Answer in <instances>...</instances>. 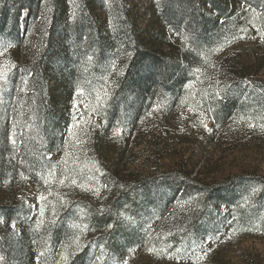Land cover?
I'll return each mask as SVG.
<instances>
[{
	"label": "rangeland",
	"instance_id": "374dc122",
	"mask_svg": "<svg viewBox=\"0 0 264 264\" xmlns=\"http://www.w3.org/2000/svg\"><path fill=\"white\" fill-rule=\"evenodd\" d=\"M122 1L145 30L166 35L170 46L195 51L185 59L193 65L181 90L155 98L133 120L110 121L103 110L123 55L104 53L96 63L85 49L62 65L75 76L67 111L62 92L48 78L41 94L44 119L27 111L25 63L34 52L46 51L39 39L53 24L46 12L49 1L39 0L34 17L21 13L19 39L14 18L1 22L0 13V237L8 250L0 259L12 264H264V183L253 180L264 179V2L230 3V21L220 17L222 40L199 46L193 35L194 48L186 39L189 30L178 34L154 17L164 12L165 0H93L84 6L65 0L63 23L76 24L83 10L111 37ZM61 35L65 32L57 45L64 46ZM72 39L75 49V35ZM93 62V69L84 68ZM236 67L244 79H238L237 105L226 115L223 108L233 100L234 88L229 74ZM52 100L66 115L60 127L51 124ZM178 164L202 180L241 179L217 204L193 192L157 205L160 193L146 205L141 193L131 191L139 180ZM111 213L105 230L91 225L93 217ZM116 225L124 231L113 244L107 238L118 231Z\"/></svg>",
	"mask_w": 264,
	"mask_h": 264
},
{
	"label": "trees",
	"instance_id": "16d2710c",
	"mask_svg": "<svg viewBox=\"0 0 264 264\" xmlns=\"http://www.w3.org/2000/svg\"><path fill=\"white\" fill-rule=\"evenodd\" d=\"M48 1L46 12L48 17L53 19V24L47 34L39 39V47H46V51L42 56L34 52L32 60L25 63L27 69V94L24 100H27L28 103L27 111L33 112L34 116L38 114L39 119H44V116H41L40 113L44 107L41 101V94L44 81L47 80L46 78L53 83L54 88H59L62 92L64 97L62 108L65 109V112L67 111L75 76L73 75V70L63 69L62 65H70L75 57L83 56L84 49L96 58V63L100 61V57L104 53L111 56L116 54L123 55L121 69L116 74L113 87L110 90L109 102L103 107L110 121L118 120L121 117L133 120L137 114L145 112L149 103L155 98L162 97L170 91L177 94L181 90L182 84L188 78L189 71L193 65L187 64L188 61L186 62L185 59L193 57V54H195L194 49L189 47L188 50L184 51L185 48L179 49L174 45L170 46L166 35L152 33L149 28L145 30L141 18H136L133 9L126 3L122 1L120 6L116 7L113 34L111 37H106L95 23L90 20L89 14L87 20L84 13H82L83 10L79 11L76 24H64L65 0ZM80 1V4L84 6L93 0ZM236 1L165 0L164 12L156 11L154 12V17L160 21L161 25L163 24L162 26L170 27L178 34L183 33L184 30H189L190 32L188 31V33H191V36H186L189 43L192 44L194 35L199 46H206L222 38L221 29L223 25H220L219 22L222 17H224L226 22L230 21L229 17H227L229 4H234ZM244 1L251 3L250 0ZM259 1L264 2V0ZM0 3L2 5V11L0 12L2 14L1 22H7L8 18L13 17L15 21L13 26L17 30L19 39L18 23L21 13L25 10L29 12L31 17H34L39 0H0ZM62 31L65 32V36L61 35L64 46H59L57 44ZM74 35L76 38L74 40L75 49L70 44V38L73 41ZM96 63L86 64L84 68L93 69ZM237 69L238 67L235 68L233 73L229 74L234 88L230 92L233 100L223 108L226 115L237 105V95L241 87V82L238 79H244L242 75H239L240 70ZM55 91L53 90L52 93ZM54 101L52 100L53 116L51 124L53 127L54 125L56 127L59 125L58 127H60L59 119L63 122L66 119V115L64 112L58 111L61 108L58 109ZM46 129L42 128L44 132H47ZM52 137H50V142ZM29 162L30 160L26 161V165ZM175 167L162 174L150 175L139 180L134 186L130 187L131 191L133 193H141L146 205L155 201V198L160 196V193L161 198L158 200L157 205L162 202H170L177 197L179 199L186 198L189 193L193 192H198L204 196V200L217 204L225 202L226 193H229L238 182L237 180L241 179V177L233 176L229 178L230 176H228L222 182L220 180H202L193 176V170H189L185 164H178ZM253 180L264 183L262 178ZM121 203L122 200H119V205ZM2 211L9 210L4 209ZM3 213L7 216L11 215L8 212ZM112 216L113 213L101 217L95 216L91 219V225L103 231L111 224ZM116 229L118 231L111 233L110 238H107L113 244L114 241L118 240L119 236L123 235L124 231L122 227L119 230V225H116ZM1 239L0 237V256L8 257L7 246ZM0 264L12 263L9 259H0Z\"/></svg>",
	"mask_w": 264,
	"mask_h": 264
}]
</instances>
